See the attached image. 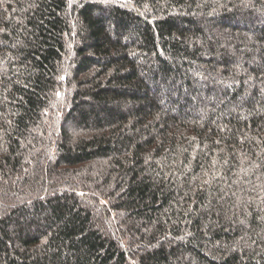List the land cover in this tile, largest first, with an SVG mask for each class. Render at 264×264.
Returning a JSON list of instances; mask_svg holds the SVG:
<instances>
[{
	"label": "trees",
	"instance_id": "obj_1",
	"mask_svg": "<svg viewBox=\"0 0 264 264\" xmlns=\"http://www.w3.org/2000/svg\"><path fill=\"white\" fill-rule=\"evenodd\" d=\"M0 264H264V0H0Z\"/></svg>",
	"mask_w": 264,
	"mask_h": 264
}]
</instances>
